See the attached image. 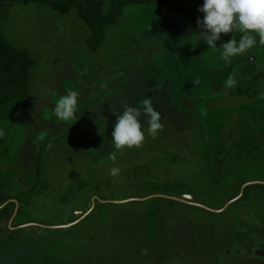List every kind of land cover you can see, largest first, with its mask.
I'll return each mask as SVG.
<instances>
[{"label":"rangeland","instance_id":"374dc122","mask_svg":"<svg viewBox=\"0 0 264 264\" xmlns=\"http://www.w3.org/2000/svg\"><path fill=\"white\" fill-rule=\"evenodd\" d=\"M201 31L186 13L132 5L93 49L77 9L1 13L0 33L32 66L21 110L0 123V196L17 201L9 226L22 230L0 264H264V190L234 197L238 180L264 185V46L226 63L219 46L242 34L213 50ZM70 91L73 125L52 114ZM145 98L163 127L113 162L117 114Z\"/></svg>","mask_w":264,"mask_h":264},{"label":"clouds","instance_id":"9594fccd","mask_svg":"<svg viewBox=\"0 0 264 264\" xmlns=\"http://www.w3.org/2000/svg\"><path fill=\"white\" fill-rule=\"evenodd\" d=\"M198 11L203 14L202 19H197V26L202 30L199 37L210 49L218 48L221 34H235L237 31L242 34L239 41L233 35L231 40L219 46L222 49L220 59L226 63H231L233 58L246 54L257 45L264 46V0H203ZM199 83L198 79L194 81V84ZM235 85L234 76H229L224 82L229 89ZM78 97L76 91H70L56 100L52 114L57 121L71 125L77 121ZM142 116L147 118L146 129L141 123ZM162 127L161 115L153 107L151 98L143 99L137 107L126 105L124 111L117 114L111 133L115 151L109 158L115 162L116 152L140 146L146 135L154 138ZM0 136H3L2 131ZM119 173L118 167H113L110 172L113 177Z\"/></svg>","mask_w":264,"mask_h":264},{"label":"trees","instance_id":"16d2710c","mask_svg":"<svg viewBox=\"0 0 264 264\" xmlns=\"http://www.w3.org/2000/svg\"><path fill=\"white\" fill-rule=\"evenodd\" d=\"M46 3L60 12L77 9L80 17L89 26L91 37L89 45L97 49L105 41V28L118 24L124 10L132 5L162 4L180 13H186L195 19L203 18V14L193 11L183 5L180 0H111L109 11L106 12L102 0H0V15L8 7L23 3ZM32 60L24 50L16 48L3 34L0 33V123L11 119L20 111L29 92ZM221 163L217 164V173L221 175ZM40 171V161H39ZM247 179L235 183L234 197L241 193L242 200L253 191L264 190L263 184H247ZM22 195L16 197L21 201ZM7 198L0 196V206ZM170 204H177L176 200H169ZM17 210V202L12 201L0 209V244H10L18 239L21 229H11L10 222ZM12 220V221H11Z\"/></svg>","mask_w":264,"mask_h":264},{"label":"water","instance_id":"95a60500","mask_svg":"<svg viewBox=\"0 0 264 264\" xmlns=\"http://www.w3.org/2000/svg\"><path fill=\"white\" fill-rule=\"evenodd\" d=\"M248 184H249V183H248ZM248 184H245L243 188H245ZM12 201H16V200H9V201L5 202L2 206H0V209L3 208L5 205H7L8 203H10V202H12ZM16 202H17V201H16ZM17 207H18V203H17ZM226 207H227V206H226ZM226 207H225V208H226ZM16 213H17V210H16V212H15L13 218L15 217ZM12 220H13V219H12ZM12 220H11V221H12Z\"/></svg>","mask_w":264,"mask_h":264}]
</instances>
